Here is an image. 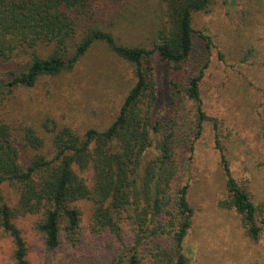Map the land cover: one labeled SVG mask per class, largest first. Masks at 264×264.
I'll return each instance as SVG.
<instances>
[{"label":"trees","instance_id":"16d2710c","mask_svg":"<svg viewBox=\"0 0 264 264\" xmlns=\"http://www.w3.org/2000/svg\"><path fill=\"white\" fill-rule=\"evenodd\" d=\"M93 1L0 0V65L8 64L9 70L8 74L0 70V95L17 86H34L44 76L71 71L96 42L106 43L113 53L130 62L136 78L108 128L92 127L80 135L67 126L46 125L52 155L42 151L48 144L46 136L33 126L16 130L0 120V237L12 238L14 264H31L17 222L30 214L33 229L45 240L49 259L60 254L62 245L68 254L74 252L87 228L77 203L86 200L92 204L93 236L116 238L107 241V251L94 252L93 259L102 264H190L182 243L194 210L187 198L189 185L182 183L181 161L193 150L207 118L200 84L208 59H200L193 73L187 72L194 66L196 50L193 16L210 10L215 0H161L164 23L150 48L120 43L110 31L92 26L71 53L77 20L90 11ZM204 37L210 46V37ZM40 47L48 50L41 53ZM20 50H30V63L17 73L9 64ZM155 57L172 69L173 104L176 95L177 107L187 100L196 104L194 137L179 133L180 122L175 120L179 109L167 121L155 118ZM163 123L169 131H163ZM214 129H218L216 120ZM215 134L229 191L221 206L239 213L248 236L258 240L264 231V204L256 205L232 176L218 131ZM153 144L159 153L145 162ZM25 149L33 151L32 157L24 155ZM89 168L94 174L92 186L80 174ZM6 187L16 191L14 202L6 196Z\"/></svg>","mask_w":264,"mask_h":264},{"label":"rangeland","instance_id":"374dc122","mask_svg":"<svg viewBox=\"0 0 264 264\" xmlns=\"http://www.w3.org/2000/svg\"><path fill=\"white\" fill-rule=\"evenodd\" d=\"M163 23L161 0H94L90 11L77 20L70 51H74L92 26L110 31L120 43L150 48ZM193 27L194 66H189L187 73H193L197 61L208 59L200 84L202 109L207 118L193 150L185 153L181 161L182 183L189 185L187 198L194 210L182 252L190 264H264V231L258 240H253L243 227L241 215L221 206V201L229 198V191L215 134L218 131L232 176L251 194L256 205H263L264 0H215L210 10L194 14ZM204 35L210 37V46ZM45 49L48 50L40 47L39 51L45 53ZM11 61L13 71H25L30 63V50L16 52ZM7 65H0L2 73H9ZM154 72L158 87L156 120L167 121L179 109L175 118L180 122L179 133L194 137L191 129L198 118L196 104L187 100L180 109L178 95L177 104H173L174 88L170 84L173 72L166 61L155 57ZM176 76L181 79L180 74ZM135 80L130 62L113 53L106 43L96 42L71 71L44 76L34 86H17L0 95V120L16 130L33 126L46 136L48 144L42 151L52 155L46 125L67 126L80 135L92 127L108 128ZM162 126L163 131H169L166 123ZM152 137L159 138L160 134ZM23 153L32 157L33 151L25 149ZM158 153L153 144L144 161ZM80 174L89 186L94 184L91 168ZM5 193L10 201L16 200L13 188L6 187ZM77 205L87 225L81 241L69 254L62 245L60 254L51 259L46 255L42 234L33 229V216L28 214L17 220L31 264H102L93 259V253L107 251V241L116 238L105 234L94 237L90 230L91 202L83 200ZM14 249L11 237H0V264H14Z\"/></svg>","mask_w":264,"mask_h":264}]
</instances>
